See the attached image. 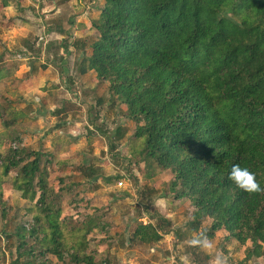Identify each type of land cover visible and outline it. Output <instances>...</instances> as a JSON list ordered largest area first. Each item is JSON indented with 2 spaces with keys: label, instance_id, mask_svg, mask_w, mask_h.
<instances>
[{
  "label": "trees",
  "instance_id": "16d2710c",
  "mask_svg": "<svg viewBox=\"0 0 264 264\" xmlns=\"http://www.w3.org/2000/svg\"><path fill=\"white\" fill-rule=\"evenodd\" d=\"M103 1L80 71L93 70L113 101L125 105L142 159L170 171V190L178 187L176 197L190 200L188 226L197 230L210 220L209 237L225 230L250 243L246 259L264 255V191L245 192L228 179L239 164L264 188V0ZM40 154L24 147L0 153V177L18 168L26 198L38 194L33 223L13 230L16 257L9 264H51L49 253L94 264L86 239L92 227L67 229L66 236ZM154 226L138 223L133 237L158 241ZM26 231L39 250L27 246Z\"/></svg>",
  "mask_w": 264,
  "mask_h": 264
},
{
  "label": "rangeland",
  "instance_id": "374dc122",
  "mask_svg": "<svg viewBox=\"0 0 264 264\" xmlns=\"http://www.w3.org/2000/svg\"><path fill=\"white\" fill-rule=\"evenodd\" d=\"M103 2L0 0L1 155L15 147L41 153L66 236L67 229L92 227L86 239L94 264H264V255L246 259L250 243L225 230L209 237L210 220L197 230L188 226L190 200L176 197L178 187L170 190V171L142 159L125 105L113 101L108 82L93 70L80 71ZM17 171L0 177V264L16 257L13 230L29 228L36 211L38 194L26 198ZM140 222L155 225L161 238L144 243L133 237ZM26 243L40 249L28 233ZM46 258L74 264L51 253Z\"/></svg>",
  "mask_w": 264,
  "mask_h": 264
},
{
  "label": "clouds",
  "instance_id": "9594fccd",
  "mask_svg": "<svg viewBox=\"0 0 264 264\" xmlns=\"http://www.w3.org/2000/svg\"><path fill=\"white\" fill-rule=\"evenodd\" d=\"M228 179L233 184L245 192L253 193L264 191L260 183L256 179L255 173L251 172L247 167H241L239 164H234L231 171L228 173Z\"/></svg>",
  "mask_w": 264,
  "mask_h": 264
},
{
  "label": "built area",
  "instance_id": "2783aa9c",
  "mask_svg": "<svg viewBox=\"0 0 264 264\" xmlns=\"http://www.w3.org/2000/svg\"><path fill=\"white\" fill-rule=\"evenodd\" d=\"M118 184L121 185L122 184L121 181L118 182ZM163 264H175V263L173 262V260L167 259V261L165 263H163Z\"/></svg>",
  "mask_w": 264,
  "mask_h": 264
}]
</instances>
